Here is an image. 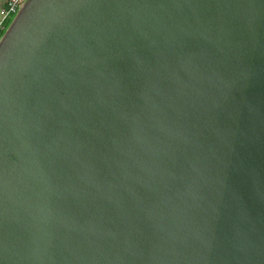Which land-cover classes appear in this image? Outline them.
<instances>
[{
	"label": "water",
	"instance_id": "water-1",
	"mask_svg": "<svg viewBox=\"0 0 264 264\" xmlns=\"http://www.w3.org/2000/svg\"><path fill=\"white\" fill-rule=\"evenodd\" d=\"M0 52L3 264H264V0H28Z\"/></svg>",
	"mask_w": 264,
	"mask_h": 264
},
{
	"label": "snow or ice",
	"instance_id": "snow-or-ice-1",
	"mask_svg": "<svg viewBox=\"0 0 264 264\" xmlns=\"http://www.w3.org/2000/svg\"><path fill=\"white\" fill-rule=\"evenodd\" d=\"M0 2H3V0H0ZM15 2L20 5H26L28 3V0H15ZM107 2L108 0H64V3L66 5L76 6L77 8L83 5L101 4V3H107ZM19 10L20 9H18L17 11ZM76 16L77 14H74L73 16L64 20V26L71 31L73 39L77 38L82 32H86L87 27H88L85 24H79L77 22ZM10 23H11L10 20L9 21L0 20V37L4 35V30L6 29V26ZM134 40L135 38L133 37V41ZM134 54H135V50L133 48H129L128 55L134 56ZM3 68H4L3 53L0 52V105L3 104V96H4ZM48 113H49V116L51 117L48 123L51 124L57 118L55 104L49 106ZM2 207H3L2 200H0V264H3V256L5 253V247H6ZM144 210L148 211V209H144Z\"/></svg>",
	"mask_w": 264,
	"mask_h": 264
},
{
	"label": "built area",
	"instance_id": "built-area-1",
	"mask_svg": "<svg viewBox=\"0 0 264 264\" xmlns=\"http://www.w3.org/2000/svg\"><path fill=\"white\" fill-rule=\"evenodd\" d=\"M21 6L22 5L16 3L15 0H6L5 6L3 10L0 12V20L9 21L11 17L15 16V14L18 12L17 10L20 9Z\"/></svg>",
	"mask_w": 264,
	"mask_h": 264
},
{
	"label": "flooded vegetation",
	"instance_id": "flooded-vegetation-1",
	"mask_svg": "<svg viewBox=\"0 0 264 264\" xmlns=\"http://www.w3.org/2000/svg\"><path fill=\"white\" fill-rule=\"evenodd\" d=\"M5 2H6V0H3V2H0V12L3 10V8L5 6Z\"/></svg>",
	"mask_w": 264,
	"mask_h": 264
},
{
	"label": "rangeland",
	"instance_id": "rangeland-1",
	"mask_svg": "<svg viewBox=\"0 0 264 264\" xmlns=\"http://www.w3.org/2000/svg\"><path fill=\"white\" fill-rule=\"evenodd\" d=\"M13 17L10 18V21L12 20ZM8 26V25H7Z\"/></svg>",
	"mask_w": 264,
	"mask_h": 264
}]
</instances>
